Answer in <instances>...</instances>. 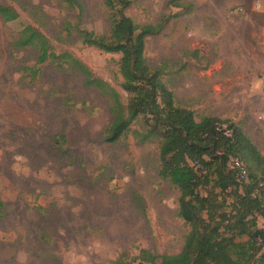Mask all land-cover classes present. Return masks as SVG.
<instances>
[{
  "label": "rangeland",
  "instance_id": "rangeland-1",
  "mask_svg": "<svg viewBox=\"0 0 264 264\" xmlns=\"http://www.w3.org/2000/svg\"><path fill=\"white\" fill-rule=\"evenodd\" d=\"M82 2L83 12L65 0H0L20 13L14 21L0 16V264H150L144 249L178 254L191 230L179 216V189L159 175L160 140L135 136L145 131L143 118L108 142L111 99L70 64H37L35 49L13 45L31 24L127 102L121 54L88 47L66 29L69 21L110 33L105 0ZM125 13L138 25L169 17L145 55L176 105L197 121H230L264 154V0H133ZM23 65L40 72L27 76ZM236 189L202 187L227 211Z\"/></svg>",
  "mask_w": 264,
  "mask_h": 264
},
{
  "label": "trees",
  "instance_id": "trees-1",
  "mask_svg": "<svg viewBox=\"0 0 264 264\" xmlns=\"http://www.w3.org/2000/svg\"><path fill=\"white\" fill-rule=\"evenodd\" d=\"M65 2L84 11L82 0ZM105 3L111 20L108 35H99L69 21L66 29L69 33L77 30L88 47L121 54L119 70L127 102L82 60L70 52H56L50 38L31 24L23 28L13 45L18 49H35L37 64L53 62L59 67L70 64L84 75L86 85L96 87L111 99L113 121L105 131L108 142H117L140 117L145 131H135L136 138L144 143L160 140L159 175L179 189V216L191 230L180 253L157 255L144 249L141 259L150 264H264V228L258 223V217L264 218V191L258 187L264 180V154L230 121L217 116L197 121L193 110L176 105L174 92L163 81L161 70L153 68L145 55L147 39L160 34L169 17L138 25L125 13L133 0H105ZM0 16L5 21H14L20 13L0 3ZM23 70L32 78L40 72L27 65H23ZM222 123L233 128L230 136L219 129ZM66 140L65 135L57 138L60 145ZM230 156L241 161L247 171L245 178L229 167ZM195 163H199V168ZM207 183L220 188L222 193L237 188L232 194L230 211L225 208L227 203L217 201V193H203L202 187ZM240 184H244L243 192H239Z\"/></svg>",
  "mask_w": 264,
  "mask_h": 264
},
{
  "label": "built area",
  "instance_id": "built-area-1",
  "mask_svg": "<svg viewBox=\"0 0 264 264\" xmlns=\"http://www.w3.org/2000/svg\"><path fill=\"white\" fill-rule=\"evenodd\" d=\"M260 88H261V91L264 93V79L261 82ZM219 129L222 130V132L227 136H230L233 132V128L231 126H229L228 123L220 124ZM194 165L196 168H199V166H200L199 163H195ZM228 165L231 169H234L237 171V175L239 177H241V178L246 177L247 171H246L245 167L243 166V164L241 163V161L237 157L230 156ZM258 187L264 191V180H261L258 183Z\"/></svg>",
  "mask_w": 264,
  "mask_h": 264
},
{
  "label": "crops",
  "instance_id": "crops-1",
  "mask_svg": "<svg viewBox=\"0 0 264 264\" xmlns=\"http://www.w3.org/2000/svg\"><path fill=\"white\" fill-rule=\"evenodd\" d=\"M262 218H263V217H262ZM260 220H261V219H259V221H260ZM261 222H262V223H259V224H260L259 226H260L261 228H264V218H263V220H262Z\"/></svg>",
  "mask_w": 264,
  "mask_h": 264
}]
</instances>
